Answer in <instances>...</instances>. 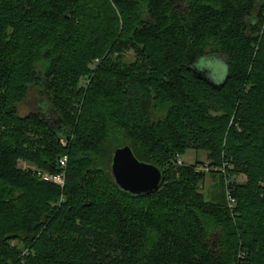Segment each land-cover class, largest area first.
<instances>
[{
  "label": "trees",
  "instance_id": "obj_1",
  "mask_svg": "<svg viewBox=\"0 0 264 264\" xmlns=\"http://www.w3.org/2000/svg\"><path fill=\"white\" fill-rule=\"evenodd\" d=\"M126 145L160 191L117 186ZM63 156L64 188L19 164ZM0 264H264V0H0Z\"/></svg>",
  "mask_w": 264,
  "mask_h": 264
},
{
  "label": "water",
  "instance_id": "obj_2",
  "mask_svg": "<svg viewBox=\"0 0 264 264\" xmlns=\"http://www.w3.org/2000/svg\"><path fill=\"white\" fill-rule=\"evenodd\" d=\"M216 85L222 87L224 81ZM110 171L117 186L134 196L156 193L166 180V174L159 166L140 161L128 145L114 150Z\"/></svg>",
  "mask_w": 264,
  "mask_h": 264
},
{
  "label": "rangeland",
  "instance_id": "obj_3",
  "mask_svg": "<svg viewBox=\"0 0 264 264\" xmlns=\"http://www.w3.org/2000/svg\"><path fill=\"white\" fill-rule=\"evenodd\" d=\"M128 55L130 57H132L131 52L128 53ZM129 57V59H130ZM215 61L213 60H201L200 61V66L207 68V69H213L216 67L215 65ZM217 71V70H214ZM214 74L216 72H213ZM223 78L222 76H217L215 83L219 84L221 83L220 81H222ZM85 83V82H83ZM43 102L44 100H42L41 97H36L35 95L31 98V102L28 103L29 106H32V110L33 111H37L40 112L39 109L41 110V105L43 106ZM28 106V107H29ZM44 108H46V104L44 106ZM43 110V109H42ZM47 114H50V109H47ZM179 160H178V164H196L198 166V170L199 171H205L207 173L206 178H205V182L203 184H201V191L205 194L206 199H212L215 195V193H218L220 191L219 189V182H220V178L218 176H214L211 173V169L208 167V159H207V153L204 151H195V150H188L186 153H184L183 155L179 156ZM20 166L24 169H30L33 170L34 165L30 164V163H26L23 161H20ZM235 180L242 183L246 181V177L243 175H238L235 177ZM226 187V185H225Z\"/></svg>",
  "mask_w": 264,
  "mask_h": 264
},
{
  "label": "built area",
  "instance_id": "obj_4",
  "mask_svg": "<svg viewBox=\"0 0 264 264\" xmlns=\"http://www.w3.org/2000/svg\"><path fill=\"white\" fill-rule=\"evenodd\" d=\"M179 159L180 158L178 157V160ZM67 165H68V156H63L59 161V167H60L59 173L52 174L40 170L38 168H34L33 172L40 180L45 182H50L52 184L58 185L61 188H64L66 184ZM227 199L230 207H233L235 205V199L231 196L229 189H227Z\"/></svg>",
  "mask_w": 264,
  "mask_h": 264
}]
</instances>
